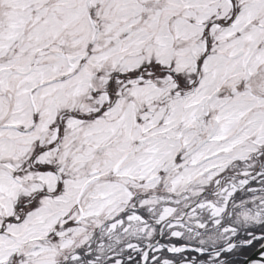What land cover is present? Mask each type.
<instances>
[{"label":"snow or ice","instance_id":"snow-or-ice-1","mask_svg":"<svg viewBox=\"0 0 264 264\" xmlns=\"http://www.w3.org/2000/svg\"><path fill=\"white\" fill-rule=\"evenodd\" d=\"M0 264H264V0H0Z\"/></svg>","mask_w":264,"mask_h":264}]
</instances>
